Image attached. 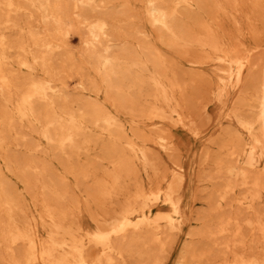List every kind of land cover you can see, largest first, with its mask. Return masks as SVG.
I'll use <instances>...</instances> for the list:
<instances>
[{
    "label": "bare ground",
    "instance_id": "6f19581e",
    "mask_svg": "<svg viewBox=\"0 0 264 264\" xmlns=\"http://www.w3.org/2000/svg\"><path fill=\"white\" fill-rule=\"evenodd\" d=\"M126 1L120 4L123 5ZM213 1L212 5L209 4L210 8L215 7L219 13L223 12L226 3L237 5L246 0ZM250 1L257 7L264 0ZM109 2L110 0H0V151L5 152L3 164L6 169L21 178L27 188L42 196L38 198L35 195L36 200H41L38 215L30 212L21 216L22 209L20 199L15 196L16 189L0 168V264H128L127 255L131 258L130 255L141 257L143 254L148 259V263L144 259L145 264H160L153 251L158 246L163 247L167 242H172L178 233L185 230L189 214L180 189L189 178V170L176 160L168 162L169 178L164 183L149 187L135 186L134 190L127 191L117 208L104 212L101 216V213L93 210V205L103 206L107 198L121 192L124 188L123 181L128 182L141 167L154 171L155 163L150 151L152 146L166 153L174 150L173 140H167L161 131L144 135L132 131L133 136L127 135L119 121V112L129 110L132 115H137L136 112L140 111L147 118H155L156 124L173 120L186 127L182 114L172 103L173 90L177 85L174 76L176 62L160 50L155 44L156 40L182 55H187L190 49H197L200 55H193L191 62L211 63L216 67L222 89L216 93L219 96L215 107L219 114L235 120L245 134L238 136L233 130L229 133V138L224 137L226 142L222 145L223 152L217 164L227 181L216 191L219 192L218 204L235 194L232 199L238 206L257 214L254 218H245V223L251 229L259 231L264 238V219H261L258 208H255L264 193V75L259 80H254L251 69L257 63L252 61L254 56H251V50L243 51L244 47L241 49L232 43L225 45L221 42L204 16L209 11L205 6L206 0H140L137 10L124 12L122 7H119V12L115 11L116 5L113 9ZM25 10L29 15H38L45 30L40 25H22L16 16ZM119 13L124 17L121 18ZM132 16L149 24L155 30L154 36L146 38L145 35L142 41L129 40L133 32H140L138 27L129 28L128 24L127 36L123 34L119 23L128 21ZM6 27L18 32L8 37L4 31ZM71 32L79 33L83 55L100 77L98 84L91 79L89 86L104 92L113 109L90 100L83 101L82 106L74 109L67 104L66 96L57 93L59 87L54 82L53 70L57 68L53 65V55L56 56L57 50L62 48L63 39H67ZM66 44L65 42L64 45ZM62 50L58 53V60L62 65L57 71L61 69L81 73L72 58L74 55L71 57L68 50ZM12 51L16 52L13 54L15 56H12ZM13 63L28 69L41 65L48 77L37 78L31 73L19 76L11 69ZM248 82L253 85L249 99L253 101L251 106L254 109L249 116H244L237 112L238 101L235 100L237 104L231 107L221 97L227 88L238 92ZM240 102H244V98ZM23 122H27L30 131L39 140L60 153L58 159L63 165L61 167L68 173H73L72 175L77 174V170L62 156L71 160L83 148L97 144L109 158L111 166L98 174L88 171L90 169H82L85 176L92 177L88 188H83V194L87 193V212L94 220L92 227L68 220L69 211L50 202H59L65 197L60 185H57L58 182L63 184V179L55 178L57 183L55 180L48 183L37 175L32 183L27 170L37 168L39 164L31 157L16 158L8 154L10 138L26 139L30 134L22 130ZM94 128H99L103 134L108 135L110 141H99L93 137ZM216 143H219L218 140ZM40 145L39 142L30 140L27 151ZM46 166L42 163L43 171L47 170ZM92 166L93 163H90L89 167ZM242 189L243 192H240ZM237 219L231 217L216 224L212 222L213 226L197 232L190 230L193 235H200L198 238L213 239L222 234L221 237H226V240L220 243H225L229 251L232 245L236 246V242H243L242 223L237 222ZM186 235L192 236L190 232ZM192 242L194 243L193 240ZM146 244L148 248L142 250ZM228 251L226 254L231 252ZM197 253L195 245L188 243L185 252L179 255L181 260H177L175 264H190L191 260L199 263L202 257L201 253ZM229 254L212 264H264V254L252 255L236 251ZM135 264L141 262L137 261Z\"/></svg>",
    "mask_w": 264,
    "mask_h": 264
},
{
    "label": "rangeland",
    "instance_id": "374dc122",
    "mask_svg": "<svg viewBox=\"0 0 264 264\" xmlns=\"http://www.w3.org/2000/svg\"><path fill=\"white\" fill-rule=\"evenodd\" d=\"M122 1H126V0H112V1L110 0L109 4L113 6V9H114V6L116 5L115 11H118V12L121 7H122L121 9H123V12H124V10L135 11L140 6V0L139 1L127 0L126 2H124L123 5H121L120 3ZM213 2H214L213 0L212 1L206 0L205 6L207 10L209 11H207V15H204L205 18L207 19L208 23L212 26L214 31L218 34L219 39L221 40L223 44L237 45L241 49L244 47L242 49L243 51L244 50L246 51L249 49L251 50V56L252 55L254 56V58H252L253 56L251 57L252 61L255 64L257 63V65H254L253 68L251 69V71L253 72L252 76L254 80L256 79L259 80L264 75V1H261L259 6L257 7L254 6L250 0H246L243 4H237V5L232 4V3L231 4L226 3L224 5L223 12H219V13H218L219 10H216L215 7L210 8V5H212ZM112 6H110L111 9H112ZM16 17L19 19V21H21L22 25H24V23L25 25H29V24L40 25L41 28L43 29V22H41L42 20L36 14L29 15V13L26 12L25 10V11L18 13ZM120 17L123 18L124 17L123 14H121ZM132 17H130L128 21L123 20L119 23L120 27L122 28L121 30L123 34L125 33L124 35H127V36L129 35L128 33L129 32L128 29L130 28L129 26L138 27V30L140 32H137V33L133 32L132 33L133 35L131 34V36L129 37V40L142 41L145 35H146L145 36L146 38H151L152 36H154L155 30L149 24H147L144 20H142L139 17H136V16H134L133 18ZM127 25L129 28L127 27ZM4 31L8 37L18 32L16 29L13 30L12 28H8V27H6ZM75 33L76 32H71L69 33V36L66 37L67 39L65 38L63 39V42H62L63 45H61L63 50L61 48L57 50L58 52L55 53L56 56L53 55V60H54L53 65H54V68H57V70L61 67L62 62L58 60V56H59L58 53L61 50L64 51L65 49V51L68 50L67 53L69 52L71 57L74 55V57L72 58L74 59L76 66L78 65L77 67H79V71H81L82 73L83 70L85 69L86 70H85V73L81 74L76 71L72 73L69 71H61V69L58 72L57 70L54 69L53 70L54 82L59 87V88L56 87V89L58 88L57 93L59 94L62 93L63 96H66V98L68 99L67 104H69L70 106H73L74 109H77V107L79 108L80 106H82L81 103L83 101H88V100L98 102L103 105L105 104L108 108L113 109V106L111 105L110 101L108 100L104 92L100 90L98 91L96 88L91 89V87L89 86L90 85L89 81L91 79L92 81L94 79L95 83L98 84L100 77L97 74V72L94 71L95 69L93 65L83 55L82 47H81L82 44L80 43L81 40L79 38L80 37L79 33H76L78 35H76ZM65 42L67 43L66 45H64ZM156 42L155 44L160 48V50L163 51V53L167 57L169 56L170 58H173V60L176 62L175 63L176 67H174V76H175L177 85L174 88L175 90H173L172 103L173 105H175L177 110L182 114L184 123H186V127H184L181 124L175 123L173 120H167L163 123L156 124L155 118H147L145 115H141L140 111L136 112L137 115H132L131 112H129V110L119 112L118 113L119 121L123 125L124 130L127 135L133 136L132 131L134 132L138 131L139 133H141V135L156 133L157 131H161L167 140H173V143H174L173 147L175 151L173 150L174 152L170 151L169 153L161 152L160 150L157 149L156 146H152L150 151L152 153L151 158L153 159V162L155 163L154 171H151V170L148 171L141 167L138 173L134 177H132L128 182L123 181L122 187L124 188L121 189V192L119 191L117 194H114L113 196L107 198L103 206L93 205V210L94 211L96 210V212H98L99 214L101 213L100 214L101 216L102 214H104V212H111L113 209L117 208L119 203L125 198L127 191L134 190L135 186L149 187L153 184H157L160 182L164 183L169 178L168 162L170 160H176L180 164H183L184 166H186L189 170V178L187 182L180 189L181 197H182L185 209L187 210V213L189 214V219L187 220L185 230L178 233L172 242L170 243L167 242V244L163 247L158 246L157 249L153 251V253L156 256H158L156 258H158L157 260L159 261V263L160 264H175L177 260H181V258H179V255L181 256L185 252V249L188 243H190V245L194 244L195 252L196 253L198 252L197 254L201 253V257H202L201 258L202 261H199V263H197L195 260L194 262L193 260H191L189 261L190 264H212L213 262H218L222 260L223 257H225L224 255L228 256L230 255L229 253L235 252V251L252 254V255L264 254V238L259 233V231L251 229V227L245 223V218L246 219L249 217L254 218L257 214H254L253 212H249L241 208L240 206H238L237 203L234 202L232 199V197L234 198L235 194H231L220 205L218 204L219 203L218 202L219 192H216V191L220 189L221 185L223 186V184H225L227 181L225 175H223V173L219 171L218 164H217L218 159L221 158L220 154H222L223 152L222 145L223 143L226 142L225 138H229V135H230L229 133H232L233 130L236 131L238 136H244L245 134L241 131L240 127H238V124H236L235 120H232L230 118L228 119L223 114H219V112L217 111L215 107L217 96H219L216 93H218L222 89L220 88L221 82L219 80V77L217 76L216 67L212 65L211 63L195 64L191 62L190 60L193 55H200L197 49H190L187 55H182L177 50L173 51V49L168 48L164 44H161L158 40H156ZM14 53L16 52L14 51L11 52L12 56H15L13 55ZM56 61H57V64L55 63ZM13 64H14L12 66L13 68L11 67V69L13 70L14 73H16L19 76H25L31 73L37 78H47L48 77L47 74L44 73V70L41 67V65H38V66L36 65L32 69H28L26 67L17 66L15 65L16 63H13ZM78 79H80L79 82H78ZM254 82L255 81H253V85H254ZM251 83L252 82L246 83L245 84L246 88L243 87L244 90L241 89L238 92L237 91L232 92V90H229L227 88L225 90L226 92L224 91V94L221 97L223 102L225 104H228V106L234 107L235 106L234 104H237L235 102L238 101V104L236 106L237 112H239L240 114L244 116H249L252 113V110L254 109L251 106L253 101L249 99L251 89L253 87ZM82 84H84L85 86ZM249 86L251 87L250 89H249ZM245 89L247 91H245ZM79 96L82 98H80ZM75 97L78 99H76ZM241 98H244V102H240ZM1 100L2 98L0 97V102ZM138 109L140 110V107ZM122 113H125V114H122ZM132 116H134L135 118H133ZM131 124H134V125H131ZM224 129H225V133H223ZM22 130L26 133L29 132L30 136L29 135L26 136V139L19 138V137H17L16 139L10 138L9 141H10L11 146L9 144L10 147H8V154L16 158H22V156L31 157L37 165L39 164L38 167L40 168L37 167V168H31L27 170L28 177L32 183L34 179H36L35 177L37 175L41 176L42 180L48 183L55 180V178L57 180L63 179L64 180L63 184H59V182L56 180L55 182L56 183L58 182L57 185H60L59 188H61L60 190L63 193H65V197L61 199L62 202L60 200L59 202L56 200H51L50 202L55 205H59L62 209H66L67 211H69L68 220L73 221V222L82 223L85 227H92V225H94V220L91 217V214L87 212L88 210L86 208V194L87 193L85 192L86 194H83V192L85 191L83 190V188L85 189L88 188L92 180V177L85 176L82 169L83 168H86L87 170L90 169L88 171L90 172L93 171V172H96V174H98L102 170H105L111 166L109 162V158H107L105 154H103L104 152L97 144L92 145L90 147L83 148L79 152V154L75 155L71 160H69L66 156H62L65 161H67L70 165L74 166L75 170H77V174L74 173V175H72L73 173H68L64 167H61L63 165L60 163L59 161L60 159H58L60 157V153H58V151L53 149L51 146L39 140L37 135L30 131V126H28L27 122H23ZM233 133L234 135L237 136L235 132ZM92 134H93V137H95L99 141L100 139H103V140L106 139L107 142L110 141V137L106 134H103L99 128H94L92 130ZM207 138L209 140H207ZM216 138H218L217 140L221 145H219V143H216L217 142ZM30 140L31 142L37 141L41 145L36 147L34 150H31L30 152H28L27 146L30 143ZM43 152H45L46 154ZM4 156H5V152L0 151V166H1L0 168L3 169L6 179L16 189L15 196L18 197V199H20L19 201H20V205L22 209L20 211L21 216H24V214L30 213V212L38 215L40 213L39 207H40L41 200L37 199L38 200L37 201L35 199V195L39 198L40 194L39 193L38 195L35 194L32 189H29L25 186L21 178L17 177L15 174H13L12 172H9L6 169L5 165L3 164ZM216 156H218V158ZM88 157L91 159H89ZM46 162L49 164H47ZM42 163H45L47 165L46 171L42 170ZM90 163H93V166L91 168L89 167ZM63 170H65L66 172ZM153 172L154 173L156 172V173L154 174ZM164 174H166L165 177L162 176ZM67 187H69V189ZM241 191L243 192V189L240 190V192ZM64 206L65 207L68 206L70 209L68 207L63 208ZM256 207L258 208L259 216L263 220L264 219V193L262 195V198H260V200L258 199L255 205V208ZM231 217H233V219L235 220L238 217L237 222L242 223L241 226L243 229L242 230L243 231V236H242L243 242L242 243L236 242V246L232 245V247L233 246L234 247L233 249L231 247L230 249L231 252H229L230 250L228 251V248L225 246V243H222V244L220 243V241L224 242L223 240H226V237H221L223 236L222 234L217 235L220 237H217V236L213 237V239L208 238V237L198 238L200 235L197 236V235L192 234L193 231L197 232V230H203L206 227L213 226L214 224L219 223L222 220L230 219ZM239 219H242V220H239ZM190 229L192 230V232ZM189 232L192 235V236H189L190 238L186 235ZM224 236H227V235H224ZM196 239H198L199 241L197 240L198 241L197 242ZM189 240L191 242H189ZM192 240L194 241V243L192 242ZM143 248L142 250H146L148 248V245L146 244ZM203 248L205 250H202ZM226 251H228L229 253L226 254ZM1 254L2 253L0 251V261H1ZM128 256L129 255H127V260H126V263L128 264H135L137 261H140L141 264H145V262H143L145 261L144 259H146L148 263L146 254H143L141 257L130 255L131 256L130 258ZM133 259L135 262H133ZM151 264H154V263H151Z\"/></svg>",
    "mask_w": 264,
    "mask_h": 264
}]
</instances>
